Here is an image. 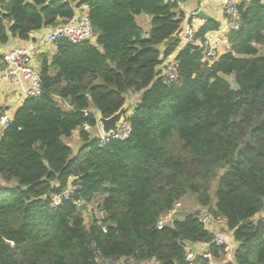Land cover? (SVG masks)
Masks as SVG:
<instances>
[{
    "label": "trees",
    "instance_id": "trees-1",
    "mask_svg": "<svg viewBox=\"0 0 264 264\" xmlns=\"http://www.w3.org/2000/svg\"><path fill=\"white\" fill-rule=\"evenodd\" d=\"M184 1L0 2V44L68 23L83 6L96 34L95 43L60 38L54 53L40 54L42 92L27 97L2 132L0 264L123 257L192 264L188 248L215 234L200 219L205 209L239 243L227 264H264V217L255 219L264 211V1L238 6L240 28L212 63L199 45L162 47L181 32ZM142 13L153 17L148 36L137 21ZM220 24L206 21L197 37ZM177 50L178 79L166 84L159 67ZM131 92L142 95L128 114L127 139L101 143L85 130L97 126L98 112L119 111ZM71 183L72 195L53 206ZM188 196L202 210L183 217L177 210L160 228L161 217ZM94 203L103 218L91 211ZM227 252L210 249L214 259ZM198 264L209 259L200 256Z\"/></svg>",
    "mask_w": 264,
    "mask_h": 264
},
{
    "label": "built area",
    "instance_id": "built-area-1",
    "mask_svg": "<svg viewBox=\"0 0 264 264\" xmlns=\"http://www.w3.org/2000/svg\"><path fill=\"white\" fill-rule=\"evenodd\" d=\"M1 1L5 0H0V2ZM245 1L249 2L252 0H224V20L221 22L219 29L206 33L203 40H200L197 37L200 27L192 24L187 25L184 32L182 33V40L185 42L184 44L199 45V47L201 48L203 59L205 61L211 63L216 61L221 56V54L227 51L229 48L223 45L224 37L228 36L231 31H236L240 28L238 6ZM199 10L193 11L190 14L189 18L194 19L199 17ZM200 19L202 18L200 17ZM202 20L206 22V20ZM60 38H67L75 43L84 41L95 43L96 34L91 24L89 14L86 13L82 14L81 16H76L68 23L60 24L57 27L51 29V31L46 35L45 41L47 43H56V41ZM38 55L39 53L37 52L36 46L16 47L8 53H2L0 50V60L4 62L2 69L4 79L12 84L24 85V91L27 97L38 96L42 92V75ZM163 67L164 70H161V77L163 78L164 82L166 84H172L177 81L178 61L176 59V56L172 54L165 58ZM12 119L13 117L11 115L4 114L0 117V125L7 127L11 123ZM84 128L85 130L93 131L94 136L101 143H107L114 139L125 140L129 137L132 131V126L128 119V115L126 116V121L121 124L119 130L110 134H105L98 122L96 127H91L90 125L85 124ZM75 189L76 187L71 183L68 189L65 190L62 194L54 195L52 197V205L56 206L61 203L63 198H69ZM77 205L81 207L83 205V202H79ZM180 206L181 203H178L172 211H170L167 215L161 217L158 222V226L160 228L164 227L166 223L174 216ZM91 211H95L98 218L104 217V212L99 209V204L94 203L93 205H91ZM200 219L204 223V225L211 231L213 230L214 223L217 222V219H215L207 209L202 210ZM214 233L215 234L212 241L190 246L186 253L187 259L192 262L196 255L200 254L205 259H209V264H216L212 254L210 253V249H212V247L214 246L228 247L229 243L227 231L218 230ZM101 264L158 263L155 260L136 261L123 257L122 259L117 261H108ZM192 264L194 263L192 262Z\"/></svg>",
    "mask_w": 264,
    "mask_h": 264
},
{
    "label": "crops",
    "instance_id": "crops-1",
    "mask_svg": "<svg viewBox=\"0 0 264 264\" xmlns=\"http://www.w3.org/2000/svg\"><path fill=\"white\" fill-rule=\"evenodd\" d=\"M223 1L224 0H186L180 3L179 11H181L184 14V20L181 25V32L179 33V37H180L179 49L185 45L184 44L185 42L182 40V36H183L182 33L184 32L187 25L192 24L201 28L206 23L202 19H200V17L194 19L189 18L190 14L195 10L201 9L205 11L207 14H209L212 19L222 22L224 20ZM86 13H88V9L86 6H83L81 7V9H79L78 16H81L82 14H86ZM147 18H149L150 20V17ZM51 29L52 28H45L33 32L28 40H21L16 37H11L9 42L5 44H0V50L2 53H8L16 47L36 46L37 52L39 53L38 60L40 62L39 57L41 53L55 52L56 49L55 43H47L45 41V37L51 31ZM223 43L225 47H229L227 43V36L224 37ZM178 51L179 50H177L173 55L176 56ZM0 62L4 65V62L2 60H0ZM163 64L164 62L159 67V71L164 70ZM3 65L0 67V117L4 114H9L13 117L16 110L23 105L27 96L24 91V85L12 84L4 79L2 74ZM141 95H142L141 93H134V92H131L127 95L128 96L127 98L131 102L130 104L131 109L129 110L130 113L135 108L137 102L140 101ZM4 128H5L4 126L0 125V138L2 136V132ZM77 135L78 132H75L73 134V137ZM78 141H80L79 136H78ZM262 217H264V211L257 214L255 219L258 220ZM218 220L219 222L214 223V227L212 231L214 232L218 230L227 231L229 245L228 247H226L228 252L221 258L214 260L216 264H227L234 261V251L237 248V246H239V243L234 239L232 231H230L227 228L226 221L224 219H218Z\"/></svg>",
    "mask_w": 264,
    "mask_h": 264
},
{
    "label": "water",
    "instance_id": "water-1",
    "mask_svg": "<svg viewBox=\"0 0 264 264\" xmlns=\"http://www.w3.org/2000/svg\"><path fill=\"white\" fill-rule=\"evenodd\" d=\"M198 16L206 21L212 19L211 16L203 10L198 11ZM179 41V34L175 33L163 42L162 47L167 48ZM130 104L131 102L127 98L126 103L121 107V109L110 117H104L101 112H98L97 121L105 134H110L119 130L121 124L126 121V116L130 109ZM30 186L31 185L25 186V189H28ZM200 256V254H197L196 257L192 260V262L194 264H197L199 262Z\"/></svg>",
    "mask_w": 264,
    "mask_h": 264
},
{
    "label": "rangeland",
    "instance_id": "rangeland-1",
    "mask_svg": "<svg viewBox=\"0 0 264 264\" xmlns=\"http://www.w3.org/2000/svg\"><path fill=\"white\" fill-rule=\"evenodd\" d=\"M137 17H138V20H137L138 24L140 25L141 28H143V30L145 32V35L148 36L150 30H152V28H153V17L151 15H149V14H146V13H142L139 16L137 15ZM147 17H150V20ZM228 78H229L230 82L232 83V85L234 87H237V84L235 82L234 77L233 76H229ZM128 114H130V112H128L127 115ZM69 142L75 148V150H74V153H75L76 152V148L78 147V145H80V141H78V135L74 136V137H71ZM214 186H215V188H213V197H214V200H216V195L215 194H216V191H217V185H214ZM182 202L183 203L178 208L179 217H183L185 214L190 213V212H195L197 210H202V208H203V207H200L198 205L195 197H193V196L186 197L185 199H183ZM96 204H98V203H96ZM217 222H219V220H217Z\"/></svg>",
    "mask_w": 264,
    "mask_h": 264
}]
</instances>
